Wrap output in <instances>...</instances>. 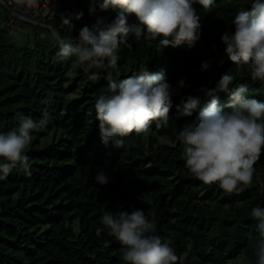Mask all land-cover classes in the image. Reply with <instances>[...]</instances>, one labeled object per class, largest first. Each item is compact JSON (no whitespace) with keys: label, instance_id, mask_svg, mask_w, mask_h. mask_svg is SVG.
Returning a JSON list of instances; mask_svg holds the SVG:
<instances>
[{"label":"trees","instance_id":"trees-1","mask_svg":"<svg viewBox=\"0 0 264 264\" xmlns=\"http://www.w3.org/2000/svg\"><path fill=\"white\" fill-rule=\"evenodd\" d=\"M91 3L61 0L59 16L39 12V17L47 16L37 25L14 19L11 27L6 26L9 12L0 3V132L18 129L17 113L41 125L26 153L30 174L17 167L0 181V264H125L121 243L101 217L106 211L117 215L135 209L154 214L155 234L174 241L177 264H255L254 248L261 237L250 211L264 207V153L254 165L252 184L226 193L189 172L176 139L207 102L206 90L214 89L226 73L234 77L230 87L247 84V95L264 101V85L227 57L221 41L222 33L234 30L236 13L251 5L247 0H215L210 12L195 5L202 36L191 47L160 49L146 36L136 40L131 35L119 45L114 78L130 76L143 65L152 73L163 72L176 93L168 126L157 129L153 122L147 134L130 133L123 150L102 143L95 115L111 70L86 71L74 58L61 60L52 37L55 29L72 40L98 18L111 23L122 11L97 7L91 14ZM81 11L83 18L73 21L72 31L61 27L62 13ZM128 23H138L134 14ZM204 62L210 64L207 71L201 69ZM189 95L200 99V108L177 119L175 106ZM219 97L227 110L229 94ZM101 170L109 177L107 185L96 183ZM141 193L144 200L138 198Z\"/></svg>","mask_w":264,"mask_h":264},{"label":"clouds","instance_id":"clouds-1","mask_svg":"<svg viewBox=\"0 0 264 264\" xmlns=\"http://www.w3.org/2000/svg\"><path fill=\"white\" fill-rule=\"evenodd\" d=\"M214 4L215 0H92L91 14L97 7L122 11L111 23L98 18L92 28L83 27L72 40L63 39L55 29L52 31L61 60L74 58L86 71L111 70L106 77L107 90L95 103L104 145L112 142L117 149L126 150L124 138L130 133L147 134L153 122L157 129L167 127L176 94L163 72L152 73L143 65L130 76L114 78L113 73L119 68V45L126 43L131 35L136 40L146 36L160 49L194 46L202 36V18L195 5L210 12ZM247 4L251 5L250 10L236 13L231 21L234 30L230 28L222 33L221 41L227 57L236 66H246L251 79L264 85V0H247ZM132 14L138 23L129 25L128 16ZM83 15L82 11L62 13L60 25L72 31L73 21L82 19ZM209 67V62L201 65L204 71ZM95 78V75L90 77ZM233 81L232 75L224 74L214 89L206 90L208 99L202 108L200 99L191 95L175 106L177 119L191 117L200 108L196 119L176 137L183 146L181 158L185 167L197 180L216 185L226 193L242 192L252 184L254 165L264 153V101L249 97L247 84L230 87ZM183 87L185 81L181 80L179 88ZM221 92L230 96L227 110L220 105ZM17 117L18 129L0 132V181L6 180L17 167L30 174L26 153L33 132L41 125L22 113H17ZM95 180L102 186L109 183L107 173L102 170ZM138 198L144 200V193ZM250 216L256 221L261 237L254 248L255 264H264V207H253ZM101 223L121 243L125 264H177L174 241L155 234L151 211L122 210L117 215L106 211Z\"/></svg>","mask_w":264,"mask_h":264},{"label":"built area","instance_id":"built-area-1","mask_svg":"<svg viewBox=\"0 0 264 264\" xmlns=\"http://www.w3.org/2000/svg\"><path fill=\"white\" fill-rule=\"evenodd\" d=\"M2 6L9 12V19L6 26L11 27L14 22L15 10H24L27 15L47 12L59 16L61 0H0ZM30 13V14H29Z\"/></svg>","mask_w":264,"mask_h":264},{"label":"crops","instance_id":"crops-1","mask_svg":"<svg viewBox=\"0 0 264 264\" xmlns=\"http://www.w3.org/2000/svg\"><path fill=\"white\" fill-rule=\"evenodd\" d=\"M14 12L17 15L14 17L15 19H20V20H23L24 22L32 23L35 25H37V21H39L40 20L39 18H41V17H39L41 14L27 15V13L24 10H20V9L15 10ZM8 17H9V15H8Z\"/></svg>","mask_w":264,"mask_h":264},{"label":"rangeland","instance_id":"rangeland-1","mask_svg":"<svg viewBox=\"0 0 264 264\" xmlns=\"http://www.w3.org/2000/svg\"><path fill=\"white\" fill-rule=\"evenodd\" d=\"M30 14V13H29ZM31 15V14H30ZM47 15H43L40 20H43Z\"/></svg>","mask_w":264,"mask_h":264}]
</instances>
